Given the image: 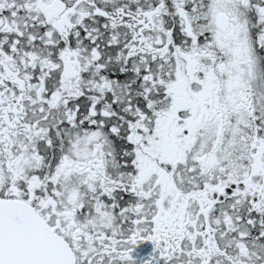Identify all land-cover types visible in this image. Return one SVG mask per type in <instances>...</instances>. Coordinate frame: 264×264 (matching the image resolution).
Listing matches in <instances>:
<instances>
[{
	"label": "snow or ice",
	"instance_id": "6c2138e0",
	"mask_svg": "<svg viewBox=\"0 0 264 264\" xmlns=\"http://www.w3.org/2000/svg\"><path fill=\"white\" fill-rule=\"evenodd\" d=\"M0 264H264V0H0Z\"/></svg>",
	"mask_w": 264,
	"mask_h": 264
}]
</instances>
